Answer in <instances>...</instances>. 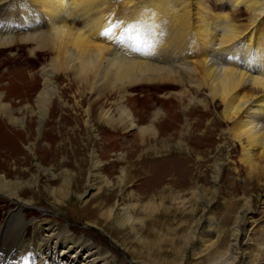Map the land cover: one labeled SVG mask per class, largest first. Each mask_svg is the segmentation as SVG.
<instances>
[{
    "label": "bare ground",
    "instance_id": "bare-ground-1",
    "mask_svg": "<svg viewBox=\"0 0 264 264\" xmlns=\"http://www.w3.org/2000/svg\"><path fill=\"white\" fill-rule=\"evenodd\" d=\"M206 1L198 0L191 10L187 0H152L146 3L147 9L143 3L142 9L134 0H126L123 3L126 10L118 16L113 0H19V5L17 0H0L5 12L16 7L15 15H18L14 18L13 10L9 21L0 22V51L19 46L26 47L30 57L38 53L45 56L37 72L41 84L30 85L38 78L37 73L21 76L22 71L18 73L16 67L7 71H10L7 81L9 85L16 84V92L10 95L12 92L0 85V149L6 153L11 142H17L15 137L18 140L16 133L9 135L1 120L9 128L25 130L28 123L37 125L39 132L45 127L43 139H52L50 126L60 108L54 98L57 101L62 98L54 79L61 82L70 78L72 84L63 88L64 92L76 88V97L80 99L75 101L76 107H81L82 100L88 101L87 95H95L85 110L86 116L92 118L98 111L100 121L109 123L110 129L116 121L107 107L111 105L108 100L116 95L114 101L118 103L120 118L117 124L127 131L133 130L136 122L131 110L126 109V102L137 96L128 91L141 85L145 93L140 100L146 111L152 110L144 114L146 124L136 127L139 133L135 139L143 151L159 154L174 147L179 152L187 150L189 157L202 154L201 150L205 151L212 142L204 139L200 144L196 139L198 134L191 132L195 126L206 128L221 118L225 127L219 130V138L227 133L240 148V163L250 173L259 171L264 177V29H260L264 0H216L218 4L226 3L229 12H217ZM243 11L246 18L242 17ZM167 17L172 18L170 27L165 24ZM15 19L21 25L19 29L14 25ZM114 25L119 27H113L111 35H101ZM132 25L136 26L129 33L133 39L117 42L116 37ZM242 35L244 39L239 40ZM194 44L204 45L206 52L201 54V59L190 61L189 50ZM56 75L59 77L55 78ZM30 104L36 105V112ZM28 115L36 118L27 121ZM193 116L198 118L195 122ZM34 134L29 132L30 136ZM216 167L219 171V166ZM125 174L123 170L120 182ZM21 188V183L0 176V191L6 192L11 201V210L0 227V264H20V261L30 264L33 258L36 264H72L66 258L78 256L86 246L89 251L80 264L99 261L118 264L109 252L84 237H76L67 226L48 221L31 220L34 231L24 243L21 229L27 221L22 208L29 203L19 198ZM134 207L132 204L124 209V217L119 219L110 217L109 212H106L109 217L103 219L114 218L123 226H133L137 223L130 216ZM238 236V233L231 236L229 249H237ZM249 258H245L246 264H251Z\"/></svg>",
    "mask_w": 264,
    "mask_h": 264
},
{
    "label": "rangeland",
    "instance_id": "rangeland-1",
    "mask_svg": "<svg viewBox=\"0 0 264 264\" xmlns=\"http://www.w3.org/2000/svg\"><path fill=\"white\" fill-rule=\"evenodd\" d=\"M124 1L113 0L118 16L126 10ZM134 1L141 8L144 5V9H147V2L152 3V0ZM187 2L192 10L198 0ZM205 4L217 12H229L226 3L207 0ZM3 8L0 5L1 23L9 21L13 10L14 18H17L16 7L8 12ZM243 13L242 17L246 18V13ZM17 20L14 25L19 29L21 25ZM165 24L170 27L172 18L167 17ZM263 24L264 18L260 29H264ZM240 38L242 40L244 36ZM189 51L190 61H197L206 52V47L194 44ZM44 59L41 53L30 57L26 47L2 49L0 85L13 95L16 84L9 85L7 75L10 71H7L17 67L18 73L22 71L21 76L37 73ZM37 75L38 78H34L30 85L41 84ZM53 82L62 98L58 101L56 97V101L53 99L60 108L56 110L54 123L50 126L49 138L52 139H43L45 127L39 132L36 131L37 125L33 127L28 123L25 130L9 128L1 120L9 135H18V140L15 137L17 142H11L8 148L3 147L7 148L6 153L0 149V176H6L7 181L21 183L19 198L29 203L22 208V216L27 221L21 229L24 243L32 237L34 226L31 222L40 220L67 226L76 237H84L89 243L109 252L118 264H246L247 257H250L251 264H264V177L259 171L250 173L240 163V148L227 133L219 138V130L225 127L221 118L206 128L193 125L191 133L198 134L196 139L200 144L204 139L212 142L205 151L204 148L201 150L202 154L189 157L187 150L179 152L174 147L154 154L143 151L135 139L139 133L136 127L146 124L147 116L144 114L152 112L146 111L140 100L145 93L141 85L128 91L130 95L137 96L132 98L133 102L131 98L126 102V109L131 110L136 122L135 128L127 131L117 124L120 118L118 103L114 101L116 95L108 100L111 105L107 107L111 108L116 121L110 129L109 123L100 121L98 111L92 118L86 116L85 110L95 95H87L88 101L84 99L81 107H76L75 101H80L76 97V88L69 93L64 92V88L72 84L70 78L61 82L54 79ZM29 106L32 111H37L36 105ZM26 117L27 121H33L36 115ZM197 117L193 116L192 122ZM203 129L205 131L201 134ZM32 131L35 134L30 136ZM257 163L261 164L258 160ZM123 170L127 173L124 183L120 182ZM5 193L0 191V227L11 210V201ZM129 204L135 205L130 213L137 221L135 225L123 226L114 218L103 219L109 217L106 212L117 219L124 217L123 210ZM234 233L239 234V245L235 250L229 249ZM88 249L89 246L83 247L78 256L67 257L66 260L80 264ZM26 255L28 253L23 259ZM51 256L48 255L53 260ZM153 259H156L155 263ZM30 264H36L34 258Z\"/></svg>",
    "mask_w": 264,
    "mask_h": 264
},
{
    "label": "snow or ice",
    "instance_id": "snow-or-ice-1",
    "mask_svg": "<svg viewBox=\"0 0 264 264\" xmlns=\"http://www.w3.org/2000/svg\"><path fill=\"white\" fill-rule=\"evenodd\" d=\"M113 27H119V25H114L112 27H109V28H106L102 33L101 35L104 36V37H107L109 35L112 34V31H113ZM135 25H132V26H126L124 31L120 34V36L116 37V41L119 42V43H123L125 39H133L129 33L131 31H133L135 29Z\"/></svg>",
    "mask_w": 264,
    "mask_h": 264
}]
</instances>
